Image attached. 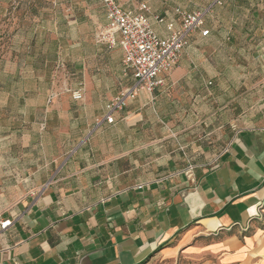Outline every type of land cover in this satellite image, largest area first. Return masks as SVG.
Returning a JSON list of instances; mask_svg holds the SVG:
<instances>
[{
    "label": "crops",
    "instance_id": "0c3cea01",
    "mask_svg": "<svg viewBox=\"0 0 264 264\" xmlns=\"http://www.w3.org/2000/svg\"><path fill=\"white\" fill-rule=\"evenodd\" d=\"M118 3L176 27L175 9L202 11L204 26L164 85L107 125L105 104L134 80L98 40L101 0L32 6L13 34H58L66 71L31 42L0 61V264H240L264 218V0Z\"/></svg>",
    "mask_w": 264,
    "mask_h": 264
},
{
    "label": "built area",
    "instance_id": "2783aa9c",
    "mask_svg": "<svg viewBox=\"0 0 264 264\" xmlns=\"http://www.w3.org/2000/svg\"><path fill=\"white\" fill-rule=\"evenodd\" d=\"M101 2L105 25L98 40L110 48L119 47L124 71L130 72L134 80L131 88L120 91L104 106L105 123L112 125L115 122L114 115L122 112L128 101L142 92H152L164 85V76L174 68L189 45L188 35L203 28L204 13L175 9L173 15L180 18V25L176 27L171 17H154L153 21L150 20L149 8L145 3L140 4L136 10H124L118 0ZM222 3L223 0H216L217 5L221 6ZM154 23L164 25L167 35L160 36L154 29ZM207 35V30L201 31L202 37ZM71 96L73 100L81 101L83 89L72 91ZM10 225V220L0 222L1 229Z\"/></svg>",
    "mask_w": 264,
    "mask_h": 264
},
{
    "label": "rangeland",
    "instance_id": "374dc122",
    "mask_svg": "<svg viewBox=\"0 0 264 264\" xmlns=\"http://www.w3.org/2000/svg\"><path fill=\"white\" fill-rule=\"evenodd\" d=\"M43 1L44 0H0V61L4 60V58L11 51V48H13L14 46H26L24 42H31L30 46L39 47L41 51L44 48L45 53H41L37 61L42 62L46 61L47 59V62H52L53 65L58 64L59 70H61L60 72L64 73V71H66V68L64 67L65 62L63 60V57L64 59H66L65 54L62 55L61 59H55L56 61L54 60L53 54V52L55 51L54 45L56 44L54 43L56 42V39H54V37L55 35H57L58 37V34H41V37L37 38H34L35 34H13L17 28L25 29L32 24V20L29 21L28 17L34 14L31 11L33 5L38 9H49L46 6H43ZM57 1L65 3V1L69 0ZM28 2H31L30 4H32V6L29 7ZM60 12L61 14L65 13L64 11L63 13L62 11ZM47 13H49V10L47 11ZM103 30L104 24H100L97 28L96 34L99 35L101 32H103ZM63 36H65L63 45H65L66 47H68L71 43H77L78 37H80V35H75L73 33L63 34ZM81 36L85 38L83 34H81ZM3 79L4 77L0 75V80ZM263 231L264 218L260 221L256 220V227L248 232V235L251 237V241H247V243H245V246L247 247L246 257L248 255L249 257L240 264H264V237L260 239V242L258 240L259 236L255 237L256 234H260V232Z\"/></svg>",
    "mask_w": 264,
    "mask_h": 264
}]
</instances>
